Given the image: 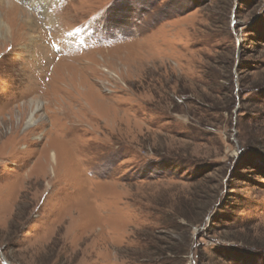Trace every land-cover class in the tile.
<instances>
[{"label": "rangeland", "instance_id": "rangeland-1", "mask_svg": "<svg viewBox=\"0 0 264 264\" xmlns=\"http://www.w3.org/2000/svg\"><path fill=\"white\" fill-rule=\"evenodd\" d=\"M0 15V264H264V0Z\"/></svg>", "mask_w": 264, "mask_h": 264}, {"label": "bare ground", "instance_id": "bare-ground-1", "mask_svg": "<svg viewBox=\"0 0 264 264\" xmlns=\"http://www.w3.org/2000/svg\"><path fill=\"white\" fill-rule=\"evenodd\" d=\"M5 6H6V5H5ZM6 8H8V9H9L8 11H10L11 14H12L13 16H15V17L18 15V13H20V18L22 19V20H21L22 23H25L26 25H29V26H33V25L35 24L33 21H30L31 18L28 17V16H26L25 13L23 12V10L20 11L19 9L15 8V7H14L13 5H11V4L7 5ZM16 12H18V13L15 14ZM3 27H6V25H5V23L3 22L2 18H1V15H0V31H1V29H2ZM32 102H35L34 104L37 103V101H32ZM32 102H31V103H32ZM40 107H41L40 103L37 104V109H39ZM37 109H36V110H37ZM33 115H34V114H33ZM33 115H32V116H33Z\"/></svg>", "mask_w": 264, "mask_h": 264}]
</instances>
